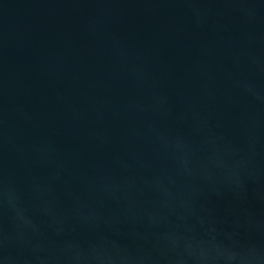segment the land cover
<instances>
[{"label": "water", "instance_id": "1", "mask_svg": "<svg viewBox=\"0 0 264 264\" xmlns=\"http://www.w3.org/2000/svg\"><path fill=\"white\" fill-rule=\"evenodd\" d=\"M0 264H264V0H0Z\"/></svg>", "mask_w": 264, "mask_h": 264}]
</instances>
